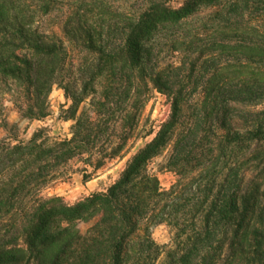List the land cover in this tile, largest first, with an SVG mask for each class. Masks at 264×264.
Instances as JSON below:
<instances>
[{"label":"trees","instance_id":"obj_1","mask_svg":"<svg viewBox=\"0 0 264 264\" xmlns=\"http://www.w3.org/2000/svg\"><path fill=\"white\" fill-rule=\"evenodd\" d=\"M57 13L75 64L44 26ZM0 81L32 120L57 85L72 121L70 137L0 139V264H264V0H0ZM151 90L170 113L112 185L41 197L73 159L87 180L126 156ZM167 149L165 190L147 165Z\"/></svg>","mask_w":264,"mask_h":264},{"label":"rangeland","instance_id":"obj_2","mask_svg":"<svg viewBox=\"0 0 264 264\" xmlns=\"http://www.w3.org/2000/svg\"><path fill=\"white\" fill-rule=\"evenodd\" d=\"M181 1L170 0V4L178 6ZM61 20L62 14L57 13L49 22H45L44 26L52 27L63 39L66 48L75 56V64L81 58L82 53H77L75 47L64 37L60 29ZM14 89L17 90V87L0 81V139H5L11 143L25 142L38 129H43L52 138L70 137L72 121H65L62 117V110L66 109L70 102L65 98L62 89L57 85L52 87L47 99L49 104L48 115L40 120L26 119L19 115L18 109L13 103L17 102L18 96L15 91L13 92ZM169 113L170 103L167 96L151 90L138 127V133L141 137L131 140L126 156L107 164L95 174L93 173L87 180L83 179L81 170L87 168V171L90 172L91 169L86 167L80 159H73L60 166V172L56 178L41 188V197H59L65 204L72 205L92 193L105 191L118 179L127 160L153 138L159 126L166 121ZM148 130H151L152 133L145 135ZM168 155L169 149L164 150L160 155L152 158L147 165L148 172L157 177L161 188L165 190L169 189L176 180L175 174L165 165ZM89 225L90 223H79L78 228L83 232ZM173 235V229L165 224L154 226L151 229V237L159 246L172 245ZM164 257L162 253L156 264H162Z\"/></svg>","mask_w":264,"mask_h":264}]
</instances>
